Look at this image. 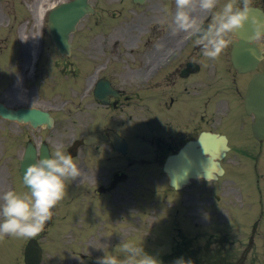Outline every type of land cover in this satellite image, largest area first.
<instances>
[{"label": "rangeland", "instance_id": "1", "mask_svg": "<svg viewBox=\"0 0 264 264\" xmlns=\"http://www.w3.org/2000/svg\"><path fill=\"white\" fill-rule=\"evenodd\" d=\"M19 1L20 0H0V39L2 40L5 38L8 44L11 43L12 46H14L18 41L17 43L22 47V44L24 42H26L27 45L30 47H32V45H34V47L36 46L34 42H36L39 47L42 46L43 49L46 47L47 51H45L44 55L46 57L45 77L48 92H50L53 89H57V86L63 83L64 78L69 77L61 75L59 71L54 68V63L59 61L57 59L58 56L52 52V49L47 47V45H49L48 42L50 40L49 33L47 29L43 26L41 27L40 22L37 21V16L35 14V6L38 2H42L45 7H48L51 3H53V1L57 0H21L22 4H20ZM91 1L96 7V13L94 15L86 17L79 25L76 33L72 35V40L75 42L74 44L77 47L76 57L80 66L76 81L78 82L76 89L79 91L81 88H83V85L86 82L84 78L86 77L89 71V68L84 67L82 63L85 62L86 64L88 61L91 62L93 61L91 59L94 58L90 55V47L94 46L97 42H103L104 40L108 39H110L111 41L118 39L122 43L126 41L127 46L131 45V43H129L130 41L137 40L140 38L138 30L135 28L136 23L140 19H143V23L146 26H149L151 23H158L161 29L169 30V24H171L172 14L175 10L174 0H164V2H161V0H149L145 6H137L133 4L132 0ZM251 1L258 2L259 0ZM227 2L228 0H224V4ZM156 5H158V8L153 7ZM19 10H23L22 16H20ZM153 14L155 15L152 16ZM111 15L115 16L116 18H110L109 16ZM20 19L25 24L24 30L22 32L24 37H26L24 39L20 37V33L18 31V22ZM14 20H16L17 27L15 25V22L13 23ZM35 34L39 35L38 40H35L33 38ZM42 47L40 48L42 53L41 55H43ZM23 49L26 50L27 48L24 47ZM126 49L127 48H120V50L122 51L121 56H123L126 61H122L121 66L115 65L114 69L117 71V73H119L121 69H126L125 63H127V78H133L134 63L131 64V61H133L134 58L132 54L127 52L128 49ZM125 50L126 53L124 52ZM49 51L50 53H48ZM95 55L102 57L103 53H95ZM73 61V64H75V60ZM74 67L77 68V63ZM83 80H85V82H83ZM212 82H216L218 84V81ZM71 83L72 81H69L67 86L63 84L62 87H68ZM131 90L132 91L127 90V94L131 95L132 99L130 102H128L130 104H128V106H126L123 111L112 112L111 118L109 119V125H111L113 129L115 128V130H122L123 133L125 131V134L128 135V137H131L137 135V133L134 131V128L136 129L137 122H142L143 132L148 135V141L151 142V125L143 122L146 121V119L150 120V115L147 113H143V117L139 116V118H137V114L139 112V104H137L135 100L133 88ZM211 91L212 85H208L207 95L210 94ZM75 94L77 95L76 92ZM72 99V104H70L69 110L66 112V114L71 116H73L76 112L79 113L84 110L85 104L89 102L86 97H83L81 95L72 96ZM145 103L151 105L153 104V101L150 97H146ZM213 110L214 109L212 107H208V116L210 113H212ZM82 112H84L85 114H89L86 111ZM207 119H209V117H207ZM66 124H69V122L63 120L62 125L65 126ZM64 129L71 128L65 127ZM82 132L86 133L85 131ZM92 132L94 133H90L87 136L88 139H90V142L92 141V143L91 145L87 146V148L83 152H92L94 157H99L98 162H100V167L93 166L96 168H94L93 171L98 173V175L100 176L101 179L98 183L100 184L102 183V181L105 180V178L103 177H106L118 168H126V163L118 159L116 152L110 149V147L108 149L106 145V139L102 138L101 131L96 126H94ZM70 136L71 134L68 135L66 138L69 139ZM5 145V142L2 143L0 141V148H4ZM248 145L249 147L245 144L241 145L238 142L233 143V147L237 149V151L239 150L238 155H236L234 151L229 154L228 159L225 161V165L228 169L227 175H225L219 182L205 183L202 181H196L191 185L190 189L179 192L178 194L173 193L171 190H169L166 184V178L163 177V174L160 172V166L158 165L156 167L150 159L152 157V148L146 143L145 140L143 141V152L139 153V156L145 159V161L147 162L143 165V169H133V178H138V176H140V180L142 181V199L139 217H141V232L143 233L142 247L145 252L151 255L152 252H149L148 250L152 248H159L160 251H165L168 249L169 241L166 239L167 234L170 233L168 222L172 226V221L182 220L183 218L187 217L186 207L188 205H191V200L202 201L201 204H203V209L200 214L201 219H203V216L209 219L211 217H215L214 219H216V221L212 220L213 222H218L219 218L223 222V224L216 223L210 227H203V229L198 230L203 235V238L199 241L200 243L203 244L206 241L207 238L205 237V235L209 233H217L218 235H222L221 237H224L228 240L236 239V222L234 223L232 215L233 207L238 201L237 193L239 192V189H241V191L243 190V184H246L248 182H251L252 184L253 180L251 177L246 176V179L240 182V184L239 182L232 183L230 180L227 179H233L232 177L235 176L234 171H237L238 169L240 172L243 173L248 170L250 174L258 176V178H260L259 183L264 186V145L262 147V145L260 144H252L250 142H248ZM131 150H135V148H131ZM7 154H10V152ZM83 156L84 155L82 154L80 158H82ZM255 160L257 161L255 162ZM12 161L13 160H11L9 156H6L5 158H2L0 160V165L2 167V175H5V167L9 166L10 170L15 169V164H13ZM86 162L90 164V161L87 159ZM75 182L77 183V180L67 181V186H69V190H67L66 193L67 196L65 198L66 204L64 209L66 210L65 214L68 217L63 218L62 215L64 213L61 216L57 217L56 224L50 227L47 235L42 238V242L45 246V255L42 264H60L61 261L63 263H69L71 262L70 256L72 255V250L78 249L79 247L82 248V245L86 246V248L84 247L85 249L90 247V245L85 243L86 236L89 237L88 235H76L78 237L76 238V241L69 239V235L75 236V233L72 232L70 228V216L72 215L71 208L73 206L71 195L74 190L73 183ZM130 182L131 181H129L128 183ZM237 185L239 186V189L235 187ZM6 186L7 184H5V186L3 187L0 183V197H2L3 188L5 189ZM89 188V186H86L82 189L86 190ZM128 188L129 187H126L125 189ZM133 192L139 195L137 190ZM242 193L245 196V193L243 191ZM216 195L220 196L219 201L216 200ZM193 197L196 198L193 199ZM128 199L129 200L127 201L130 202L124 203L127 209L131 208V205H133L132 200L135 198ZM136 200L140 202V198H136ZM0 204H2V199H0ZM250 204H252V202H250ZM247 208L248 206L243 208V210L246 211ZM178 210L179 213H176ZM242 216L243 214L238 215V217ZM134 217L135 216L128 217L126 215L125 220L121 223V225L125 224V233H122L121 230L116 231V228H114L115 226L113 225V228L109 229V232H105L104 241H106L110 249H114L115 244L120 242L121 240H125L129 243L135 244L134 240L130 238V236L133 234L131 233L132 230H129L130 228H133L135 226V223H138L139 221V217L137 218V220H134ZM2 219L3 217L0 216V220ZM190 219H192L191 216ZM154 224H156L155 228H151ZM244 225L245 224L238 223V246L250 247L248 241L251 238V235L254 236L255 243L252 249L249 250V258H251L253 254H260L261 256L259 257V259H262V253L264 252V222H256L254 224V227L256 226L257 228L254 229V231L253 229H251L252 224L249 225V229H247V227L242 229L241 226ZM158 228L162 229L160 231L164 234L162 237H159L158 234H155L158 232ZM2 239L4 242L14 240L16 241L15 244L19 242V245L22 246L21 248H19V250H16L14 249L15 246L9 244L12 248L11 249L9 248L8 244H5V246H3V250L1 251L4 252V255L0 258V264H23L21 256H23V248L25 242L27 241V238H14L12 236H5ZM80 241H83L84 243H79ZM100 241H102V239ZM1 243L2 242H0V244ZM240 254H243V252L240 251ZM109 255L116 254H114L113 251H109Z\"/></svg>", "mask_w": 264, "mask_h": 264}, {"label": "flooded vegetation", "instance_id": "2", "mask_svg": "<svg viewBox=\"0 0 264 264\" xmlns=\"http://www.w3.org/2000/svg\"><path fill=\"white\" fill-rule=\"evenodd\" d=\"M144 31L148 33V38H144ZM158 32L156 24L149 29L139 26L140 38L132 41L135 45L132 51L134 53L133 78H127V63H125L126 69H121L119 73L112 66L113 59H117L119 65L124 60L117 45L115 49L107 44L108 42L100 46L105 57L104 61L99 62L98 67L106 70V78L112 82L118 93L116 96L109 94L107 105H102L99 101L90 98L87 106L92 110H82L89 114L79 112L72 119L71 131L63 129L60 121L62 113L55 111L57 107L69 101L63 99L65 89L58 88L48 92L45 64L36 63L31 73L30 58L10 56L0 60V100L14 109L35 107L48 111L54 118L53 128H55L47 136L48 127L45 124L34 126L29 121L4 119L0 116V141L7 143L5 151L2 147L0 148L2 153L0 159L9 156L11 160L17 161L29 143L38 145L41 141H45L51 145L61 146L68 135L72 136L77 133L76 128L80 126H100L99 129L105 137H108L107 134L111 128L109 125L111 113L125 109L126 101L130 100L131 96L127 95V90L132 91V88L135 100L139 104V111L150 110L153 114L152 138L158 159H165L168 154L176 152L186 141L196 138L206 123V57L202 55L196 43L197 39H186L188 33L178 32L173 35L172 32L165 31L162 36H159ZM60 59L67 65L73 64L72 58L60 57ZM143 78H146V81L142 84L140 79ZM234 82L238 94L237 78ZM191 96H199L201 100H198L196 104H181ZM146 97H150L153 104H146ZM234 116L236 117L233 123L237 125L242 120V113L236 110ZM248 117L246 116L247 121ZM49 147L51 153L54 154L53 148ZM8 148L10 154H7ZM1 168L0 165V183L4 187L7 178L4 174L2 175ZM118 173H123V171L119 169L115 174ZM85 176L92 179L98 178L99 175L93 172ZM132 185L135 187L138 184L132 183ZM5 191L6 189L2 193ZM127 191L122 184L107 192L96 190L95 196L92 194L90 196L98 200H85V193L79 192L77 197L80 198V207L73 220L74 227L80 230L81 234L89 236L95 230L101 236L108 229L111 216L118 222L124 221L126 213L124 203L129 200V196L135 197L131 207L136 212L140 206L136 196ZM120 229L124 232L125 226L121 225ZM94 237L95 235L91 234L89 239ZM238 242L237 233L236 239L228 240L219 236L210 240L207 245L200 243L199 240L191 241L187 237L173 236L169 260L172 262L183 257L185 260L190 259L192 264H206L205 250L208 249L210 256L214 258L212 264H264V252L261 260L259 259L260 254H253L249 258V250L252 247H239ZM240 251L243 254H240ZM85 255L83 252L76 254L81 258H75L74 264H85ZM88 261L91 263L94 260L89 258Z\"/></svg>", "mask_w": 264, "mask_h": 264}, {"label": "clouds", "instance_id": "3", "mask_svg": "<svg viewBox=\"0 0 264 264\" xmlns=\"http://www.w3.org/2000/svg\"><path fill=\"white\" fill-rule=\"evenodd\" d=\"M174 13L169 24L172 34L193 32L196 43L204 57L215 60L229 45V37L250 26V45L264 36V18L254 14L251 0H228L217 9V0H174ZM212 12V22L207 26L198 23L194 12ZM264 55V49H261ZM81 177V170L71 154H65L59 147L50 156H40L28 164L23 175L27 192L15 190L3 193L0 204V239L35 237L43 232L46 223L52 219L53 209L65 197L67 181ZM122 258L105 253L96 264H160L158 258L144 251L141 245L126 241L119 244ZM172 264H192L183 257Z\"/></svg>", "mask_w": 264, "mask_h": 264}, {"label": "water", "instance_id": "4", "mask_svg": "<svg viewBox=\"0 0 264 264\" xmlns=\"http://www.w3.org/2000/svg\"><path fill=\"white\" fill-rule=\"evenodd\" d=\"M60 8L55 11L51 16V25H52V37L57 42L58 47L63 52L68 50V37L69 33L74 30L76 22L79 18L87 12L90 8L87 0H75L68 4L59 6ZM71 12V13H70ZM263 18V17H262ZM72 29V30H71ZM251 33L250 26H246L238 32L240 42L234 47L233 57L236 67L239 70H248L255 68L261 55L260 49L254 45H250L248 42V37ZM259 79V80H258ZM258 82L254 83L250 97L249 105L256 104L261 105L260 108L256 109V113L264 114V75H259ZM257 98V100H256ZM262 103V104H261ZM0 112L8 113L5 108H0ZM254 129L257 135H260L261 138L264 135V121L260 119L255 123ZM215 140L216 137H213ZM221 138H219L218 143H220ZM213 144V143H212ZM196 144L188 145L187 149L191 151ZM193 146V147H192ZM225 141L222 142V149H225ZM186 149V150H187ZM211 151V150H207ZM22 174L25 172V161L22 163ZM193 175L192 171L187 172V178ZM42 251L38 244L31 240L26 248V258L25 261L27 264H38L41 259Z\"/></svg>", "mask_w": 264, "mask_h": 264}, {"label": "bare ground", "instance_id": "5", "mask_svg": "<svg viewBox=\"0 0 264 264\" xmlns=\"http://www.w3.org/2000/svg\"><path fill=\"white\" fill-rule=\"evenodd\" d=\"M44 5H42V2H38L37 5L35 6V14L37 16V21H40L42 18V15L44 13ZM24 25H21L19 28V32L22 33ZM38 34L34 36L35 39H37Z\"/></svg>", "mask_w": 264, "mask_h": 264}]
</instances>
